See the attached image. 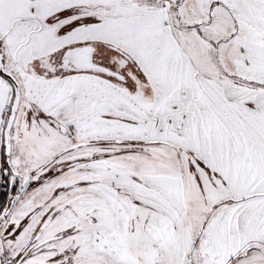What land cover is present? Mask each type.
I'll return each instance as SVG.
<instances>
[{"label": "snow or ice", "instance_id": "1", "mask_svg": "<svg viewBox=\"0 0 264 264\" xmlns=\"http://www.w3.org/2000/svg\"><path fill=\"white\" fill-rule=\"evenodd\" d=\"M0 264H264V0H0Z\"/></svg>", "mask_w": 264, "mask_h": 264}, {"label": "rangeland", "instance_id": "2", "mask_svg": "<svg viewBox=\"0 0 264 264\" xmlns=\"http://www.w3.org/2000/svg\"><path fill=\"white\" fill-rule=\"evenodd\" d=\"M9 195H10L9 188L4 187L3 185H0V200L7 202V198Z\"/></svg>", "mask_w": 264, "mask_h": 264}]
</instances>
